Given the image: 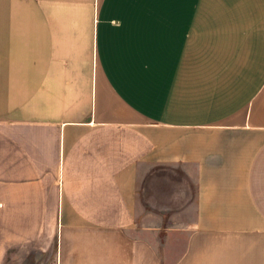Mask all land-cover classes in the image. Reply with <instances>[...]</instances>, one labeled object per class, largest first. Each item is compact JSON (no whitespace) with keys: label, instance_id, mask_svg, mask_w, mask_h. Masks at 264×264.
<instances>
[{"label":"crops","instance_id":"0c3cea01","mask_svg":"<svg viewBox=\"0 0 264 264\" xmlns=\"http://www.w3.org/2000/svg\"><path fill=\"white\" fill-rule=\"evenodd\" d=\"M0 264H264V0H0Z\"/></svg>","mask_w":264,"mask_h":264},{"label":"rangeland","instance_id":"374dc122","mask_svg":"<svg viewBox=\"0 0 264 264\" xmlns=\"http://www.w3.org/2000/svg\"><path fill=\"white\" fill-rule=\"evenodd\" d=\"M154 219L153 222H159V223H162L163 225L164 224H167V223H170L171 222V219H175V220H180L181 218L180 217H170V216H157V217H152ZM156 220V221H155ZM186 220V219H185Z\"/></svg>","mask_w":264,"mask_h":264}]
</instances>
